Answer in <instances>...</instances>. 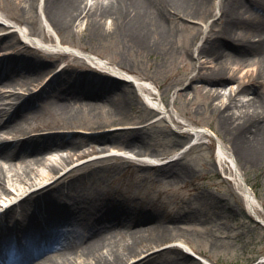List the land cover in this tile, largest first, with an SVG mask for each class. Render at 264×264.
<instances>
[{"label": "rangeland", "instance_id": "rangeland-1", "mask_svg": "<svg viewBox=\"0 0 264 264\" xmlns=\"http://www.w3.org/2000/svg\"><path fill=\"white\" fill-rule=\"evenodd\" d=\"M220 2L221 0H212L206 4L207 11L204 15L187 20L169 13L162 14L158 7L148 9L147 17L169 34V41L153 52L138 48L137 42L129 33L122 31L121 27L110 35L90 34L85 31L86 24L83 21L79 22L78 26L62 28L56 33L58 38L63 44L75 48L74 50L79 53L76 56L82 58L84 63L81 67L70 69L68 64L71 63V58H60V53L46 55L30 41V45L20 44L19 41L24 39L21 33H16L14 27H8L13 23H19L23 33L28 34L32 28L42 26L45 29L44 40L56 41L55 31L42 13L43 0H36L34 5H31L32 0H0V14L10 20L6 21L5 26L0 24V59L22 60L27 59L30 53H34L44 63L51 64L55 70L66 65L65 70L68 71L54 77L53 83L49 87L45 86L39 98L33 100V106L19 111L22 126L36 127L41 123L50 126L49 129H38L37 134L41 136L45 131L61 130L52 123L60 120V124L69 128L65 135L73 133L80 136L75 133L76 128L72 126L87 121L98 126L100 131L118 126L133 127L134 129L130 130H133L137 137H141L137 141L134 140L131 131L119 130L109 135L104 142L78 138L72 147L70 144H65L61 148L50 147L41 152V156L64 148L65 153H58L55 156L75 152L78 154L74 157L78 155L87 157L85 159L89 160L86 162L73 160L68 162L72 171L66 180L74 175L84 174L82 181L76 184L75 191L70 193L79 192L83 197L90 199L87 202L92 201L98 210H107L112 205L128 209V217L123 216L121 222L114 221L101 228L99 226L94 228L98 232L100 229L103 231L99 232L100 238L105 234L104 231H108L116 236L115 244L121 249L134 239L131 236L136 228L134 224L136 218L137 223L142 224L143 228L148 224L143 220L145 217H148L149 222L161 227L166 235V240L161 246L155 247L151 242H143L141 246H137L138 251L141 247L144 253L153 255L155 252L148 264H201L195 258L196 254L213 264H264L260 262L264 257V227L251 217L237 185L230 178L229 170L220 163L216 152L217 138L215 136L202 138L198 144L185 149L193 139V136L185 132L187 124L203 126L212 131L233 155L238 171L259 203L261 212L258 211V214L264 219V162L262 164L261 161L254 162L249 159L250 157L239 154L233 138L223 130L220 121L221 104L227 103L229 97L233 98L236 92L249 89L250 92L243 94L247 95L245 100L256 96L261 99V94L264 93L262 79L256 80L246 76L247 72H256L260 68L262 71L264 66L261 56L254 53L253 45L249 43L250 40L259 39L256 33L261 28V16L249 10L246 14L248 19L242 20L232 28V39L239 47L236 49L235 45L232 50L224 48L208 57V62L204 63L205 67L219 63L240 70L231 69L222 84H212V79L205 75L206 69L199 71L198 64L205 59H198V48L202 46L206 36L215 38L222 30V22L217 20L216 15ZM110 21L109 18L104 19L105 24H109ZM80 30L83 32H77ZM25 46L31 49L28 53L21 50ZM84 53H93L133 76L153 82L166 109L173 110L176 122L173 123L169 118L149 109L143 104L140 94L137 97L131 88L121 85L112 90L83 85V92H98L102 97L95 101L96 107L88 108L83 116H78L79 122L65 113H53L51 108L56 103L73 102V99L66 100V96L57 94L59 92L57 83L61 86L79 85L73 74L81 68L90 72V78L104 74L86 64L88 60ZM20 69L6 67L3 72L4 78H13L22 85L21 79L17 76L31 77L43 72L40 67L19 71ZM4 78L0 80V85L5 81ZM49 78L51 77L43 79V85ZM214 90L220 92L219 98L212 97ZM172 95L175 96L173 107L169 104ZM14 109L16 107H6L7 111ZM236 111L237 108H232L229 112ZM262 116L264 117V110ZM4 130L0 129V138L5 136ZM98 146H105V151L101 154L118 150L119 153L134 157L130 151L133 149L141 150L144 155L159 154L165 161L171 159L173 161L167 164V171H158L151 168L141 169L139 167L141 163L131 159L110 157L92 160L93 156L89 158V155L98 153L96 150L101 148ZM82 152L87 153L82 155ZM21 155L22 158H26L33 154ZM22 158L7 162L0 157V163L6 170L8 169V176L14 175L22 166ZM34 168L40 174L50 175V178L60 177L64 173L52 174L49 166L41 165ZM31 175L35 176L34 172ZM67 197L64 198L68 204L70 201ZM13 201L15 199L13 200L10 194L2 196L0 213ZM135 214L136 218H130ZM86 216L83 213L79 214L83 225L86 223L83 217ZM87 230H91L90 226L82 230L80 237L75 238L73 235L65 244L69 246L71 240L78 239L77 246L84 245L86 242L82 235L86 234ZM178 241L185 242L194 253L188 251L184 243L180 244V247L174 246L173 244ZM68 254L70 259L76 260L71 264L84 260L79 250L69 248Z\"/></svg>", "mask_w": 264, "mask_h": 264}, {"label": "bare ground", "instance_id": "bare-ground-1", "mask_svg": "<svg viewBox=\"0 0 264 264\" xmlns=\"http://www.w3.org/2000/svg\"><path fill=\"white\" fill-rule=\"evenodd\" d=\"M35 1L36 0H32L33 3H31V5H34ZM211 1L212 0H104L100 2L98 0H43L42 13L57 36L56 41L53 39L51 40L54 42L53 47L60 48L63 51V53L59 54V57L63 59L71 58V63L68 64V66L70 69H76L81 67L84 63L82 58L76 56L79 53L75 51V48L63 44V41L58 38L56 33L62 28L67 29L74 25L78 26L80 24L79 22L83 21L86 24L84 28L85 31H88L90 34L110 35L112 32L118 31V28L121 27L122 31L129 33L137 42L138 48L153 52L160 49L169 41V34L147 17L148 14L146 11L148 9L151 7H158L159 11L161 13L163 12L162 14L169 13L180 19L186 20L195 19L205 14L207 11L205 6ZM249 10L261 16V28L258 29L256 33L259 39L250 40L249 43L253 45L254 53L261 56L262 64L264 65V0H221L218 4L216 15H218L217 20L222 22V30L215 38L206 36L202 46L198 48V59H205V61H201L198 64L199 71L206 69L205 75L212 79V84H222L225 76L231 72V69L233 71H240L237 67L219 63H216L214 66L205 67L204 63L208 62V57L215 51L217 52L224 48L231 49L235 45L236 49L239 47H237L238 43L235 44V41L232 39V28L241 23L242 20L248 19L246 14H248ZM106 18L111 20L109 24H105L104 19ZM7 20L10 21L0 14V21L6 23ZM15 26L19 27L21 30L19 23H13V25H9L8 27L16 28ZM77 32L82 33L83 30ZM44 33V27L38 26L32 28L30 33L26 34V36L33 37L31 43L35 44V39H37V41H44ZM26 39L28 40V37ZM19 42L21 44L22 40ZM26 46L22 47L21 50L28 53L31 49ZM44 54L47 55L52 53L44 52ZM84 57L90 63H96L105 71H110L114 75L103 74L99 77L90 78V72L85 69L81 68L76 70L73 75L76 80H78L79 85L64 84V86H61L60 83L56 84L60 92H57V94L66 96V100L73 99V102L56 103V105L51 108L53 113H65L69 115L71 119L79 122L77 120V118H79L78 116H83L86 109L96 107L95 101L102 97V94L98 92H83V85L85 86V84H88L97 86L102 90H112L114 87L121 85L131 88L132 93L137 97L139 96L138 94H142V92L145 93V100L151 107L155 108L163 117L169 118L173 123L176 122L173 118V110L171 108L170 110L166 109L160 97V93L153 82L133 76L130 72L121 70L115 65H111L104 58L93 53H84ZM6 67L21 69L40 67L43 69V72L31 77L17 76L21 79L22 83L27 86L22 90L23 95H19L15 92V89H12L7 96L6 102L0 105V129L6 130H4L5 136L0 138V157H3L9 162L17 158H22V153L34 155L22 158V166L15 171L14 175H12L13 177L7 175L8 169L6 170L4 165L0 163V198L10 194L13 196V200L15 199L14 203L10 204L6 210L0 213V255L9 256L7 260L8 264H71L72 261H76L70 259L68 254L69 248H72L73 250L81 251L84 256V260L77 264H148V261L154 257L155 252L152 253L153 255L144 253L141 247L140 251L143 252H140L137 246H141L143 242H151L155 247L161 246L166 240V235L164 231L161 230L160 226L154 225L152 222H149L148 217H145L143 220L148 222V224L143 228L142 224L137 223V215L131 216L130 218L132 219L136 218L134 221L136 228L131 236L134 239L119 249L117 244H115V235H112L108 231H104L105 234L108 233V235L104 234L105 236L102 235L100 238L99 234L101 233L99 232L101 229L98 232V230L94 228H97V226L101 228V226L114 221L121 222L123 216L128 217V209L120 208L118 205H112V207L107 210H98L95 204L91 203L92 201L87 202L90 199L83 197L79 192L76 191L75 194L70 193L71 191H75L76 184L82 181L84 174L74 175L66 180L69 176V172L58 178H50V175L46 173L40 174L34 168V166L43 165L41 152L50 147L60 148L65 144H70V147H72L73 144L77 142L78 138H80V140L88 138L96 142H104L106 138L110 137L109 135L119 130H126L123 132L131 131L134 135V140L137 141H139L141 137H137L136 133L130 130L134 129L133 127L123 126V128L118 126L113 129H108L107 131H100L98 126L87 121L72 126V128H76V130H74L75 133L80 136H76L73 133L65 135L69 132V128L60 124V120H55L52 123L61 130L45 131L43 132L44 134L40 136L37 134L38 129H49L50 126L41 123L36 127H24L20 124L21 118L19 116V111L29 109L33 106V100L39 98L45 86L49 87L53 83L54 77L56 78L58 75L68 72L65 70L67 66L65 65L60 70H55L51 64L44 63L34 53H30L27 59H0V69ZM21 69L19 71H22ZM263 69L262 71L260 68V70L256 72H247L246 76L256 80L262 79V85V83H264ZM201 73L202 72H200V76H202ZM45 77L51 78L43 85V79ZM12 80L14 79H9V82ZM17 83L20 84L19 82ZM3 85L4 83H2L0 87V92L2 91ZM246 90L247 91L241 90L240 92H236L233 94V98L230 96L227 103L221 104L222 110L219 108H217V110H221V126L223 130L233 138L235 149L238 153L250 157L249 159L254 162L261 161L262 164V162H264V117L262 116L264 110V93L261 94V99L256 96L245 100L247 95L243 94L250 92L249 89ZM31 91L36 94H29ZM220 96V92L216 90L212 92V97L215 99ZM236 96H239L240 99H236ZM12 102L17 104L16 109L7 111L6 107L10 106ZM174 102L175 96L172 95L169 104L173 107ZM240 102L241 104H239ZM218 107L220 106L218 105ZM232 108H237V111L229 112ZM259 109L261 112H259ZM169 111H171L172 114ZM110 124L113 125L112 123ZM106 125L109 126V124ZM183 126L185 127L186 125L183 124ZM185 128V132L195 137L197 142L205 137L213 138L215 136L217 138L216 152L220 163L229 170L230 178L237 185L245 201L247 211L264 225V219L258 214V211L261 212L259 203L252 191L244 183L242 175L237 169L233 155L208 128L191 124H187ZM98 147L101 148L97 149V152L105 151V146ZM130 151L132 155L136 157H144L151 163L159 164L156 166L154 164H140L139 167L144 170L151 168L158 171H167V164L173 161L166 160V162H163V158H160L159 154L144 155L141 150L130 149ZM85 153L87 152H82V155ZM76 154L78 153H69L68 156L62 158V162L67 163L71 161ZM70 157H72V159ZM54 158L57 159L58 162L61 160L56 157ZM49 169L52 174L58 172L56 164L52 165ZM32 172H34L35 176L31 175ZM65 196H68L67 198L70 201L68 204L66 198H64ZM8 199L12 200L11 197H8ZM80 213L87 215L83 217V219H86L85 225L82 224L83 220L80 222ZM130 222L133 223L132 221ZM89 226L91 230L85 231L86 234L83 233L82 235L86 242L84 245L77 246L78 239H73L68 247H62L60 248L61 250L53 249L48 252L49 254H43L42 256L38 255L41 251L42 253L43 251L46 252L49 248L47 246L51 247L52 245H56V242H65L73 235L76 236L75 238L80 237L82 230H85ZM31 239H38L42 242L40 251H35L33 248L34 242L28 241ZM178 243L185 244L183 241H178ZM186 246L188 251L193 252L188 245ZM196 256L204 264H213L202 256L197 254Z\"/></svg>", "mask_w": 264, "mask_h": 264}]
</instances>
